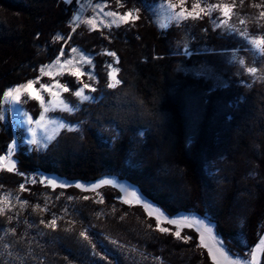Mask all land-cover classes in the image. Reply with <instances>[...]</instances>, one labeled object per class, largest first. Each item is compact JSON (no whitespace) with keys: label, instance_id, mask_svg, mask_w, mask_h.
<instances>
[{"label":"trees","instance_id":"trees-1","mask_svg":"<svg viewBox=\"0 0 264 264\" xmlns=\"http://www.w3.org/2000/svg\"><path fill=\"white\" fill-rule=\"evenodd\" d=\"M141 1L147 0H127L126 8ZM75 7V0H0V115L7 90L37 78L41 66L73 46L93 54L95 73L92 101L62 114L78 131H63L43 152L28 150L9 117L0 118V156L16 140L20 174L82 183L115 178L171 216L211 215L225 235L234 230L229 214L236 194L247 189L245 236L254 245L264 220V84L221 88L184 72L181 63L190 62L175 53L178 28L159 30L145 11L130 28L88 31L71 27ZM105 52L117 59L114 88ZM65 83L70 92L77 88L74 79ZM213 163L226 170L220 180L209 174ZM249 166L255 176H248ZM1 177L10 190L20 182L7 172ZM113 192L106 194L110 206L92 208L76 187L26 184L21 198L28 206L0 215L10 250L0 264H212L195 234L181 243L159 233L146 213ZM53 219L56 227H47Z\"/></svg>","mask_w":264,"mask_h":264},{"label":"rangeland","instance_id":"rangeland-1","mask_svg":"<svg viewBox=\"0 0 264 264\" xmlns=\"http://www.w3.org/2000/svg\"><path fill=\"white\" fill-rule=\"evenodd\" d=\"M64 1L69 3L72 0ZM75 1L76 7L70 21V25L73 29H76L79 26H83L88 31H108L110 29L123 27L130 28L136 19L134 21L130 20L129 22L124 23L118 18H115L116 23L113 24L111 21L114 18L105 16L104 13L116 12L123 14L126 11L137 9L138 12L134 13V15H138L139 12L145 11L149 14L154 25L159 30L164 31L173 26L178 28L180 38L175 43V53L181 57L184 56L190 62L187 66L181 63L180 67H184V72H187L192 76L203 77L209 82H212L214 86L221 88H225L229 85H244L248 87L253 83L264 84V56L260 55L256 50H254L253 46L249 43V39L251 37L264 36V19H258L259 13L264 11V0H243V3H241V0H235V7L233 9L231 19L224 17L221 11L217 9L207 12V14L201 13L200 18L198 19L188 18L181 20L179 23H177L175 20L169 19V17L172 15V10L168 9L167 7L169 0L141 1L139 5H133L129 8H126L127 0H120V3L123 5L122 7L118 5L117 0ZM170 2L177 5L175 11H180L181 5L179 0H170ZM194 3H197V0H185L183 7L190 11ZM199 3L207 10V6L209 4L231 5L233 4V0H199ZM97 5H99V7H97ZM255 5H261V7H255ZM101 8L103 11H101ZM196 11H199V9ZM74 17H79L80 21L93 19L96 27L93 28L87 23L74 21ZM225 20H227V26L223 23ZM241 20H245L246 23L241 24ZM205 21L211 28V33L217 38L215 42L210 37V39H208V36L206 35V31L203 27V23ZM241 33L245 34L241 35ZM72 49H77V51L73 52ZM108 53L110 52H105V54H107L109 57V64H107L106 68L107 73H109V71L112 69H117L116 57L108 55ZM82 57H84V59H82ZM85 59H90L91 63H86ZM241 59L245 61L243 66L239 64ZM57 60H59V63H54V61ZM64 61H70L71 63L65 64ZM46 65H51L52 67L50 69H45V72L42 74L41 68H43L45 65L41 66L39 70L40 75L33 79V81H37V83L33 85V88L29 90L33 98H29L27 94H22L20 102H16L11 96H4L0 115V117H2V122H5L8 116L12 123V128L20 130L22 135L21 145L25 146L28 150L36 148L42 152L45 151L47 147L52 144L63 131H78L80 129V126L77 124L65 122L62 118V114H73L80 108L82 104L91 102L93 97L92 89H94L95 82L93 54L87 53L77 46H73L66 53H60L52 62ZM109 65H111V68H109ZM247 67L257 68L258 71L256 75L253 76L249 74L245 70ZM77 69L83 73L79 77L71 74ZM116 74L117 72L114 73L115 76ZM90 76L92 78H90ZM66 78L74 79V82L77 84V88L73 92L78 89L82 90L83 95L90 97V99L83 100L81 97L73 95V92H70V90L68 91L70 92L68 95V92H65L63 88H57V83L67 86L65 83ZM41 84L51 85V91H46L40 88ZM84 84H88L90 87L84 88ZM15 87L16 86L13 88ZM52 92H58L60 99L67 102L69 107H71L73 110H66L62 104L57 102L56 97L52 95ZM37 95L43 98L44 107L49 108V111L45 113L44 121L40 125L35 123V121L40 118L41 112L43 111L41 101L35 98ZM50 101L52 103H49ZM32 106L36 107V116H34L35 112L31 111V109H33ZM28 117L33 119V123H28ZM59 123H63L65 127H58L57 125ZM30 128L35 130L36 139L39 141V145L28 143V140L32 139V133L29 132ZM47 137H52V139L49 140ZM14 142L16 147L11 157L13 160H15L14 154L16 153L18 147L16 140ZM7 153L8 150L5 155H7ZM249 167L248 176H255L253 167ZM223 171L226 173V170H223V167L220 166L219 163H213L209 166V174L211 178H217L220 180L222 178ZM0 172H7L20 180L19 184H16V188L12 190L3 187L2 183L0 184V197H3L5 194H11L9 200L4 201L3 204H0V207H3L4 204H7V207L4 209V213L2 214L5 216L20 213L23 209H25L26 206H28L26 204V206L21 207V203L24 202V200L21 198V193L26 192V184L35 182L41 183V181H44L41 184L49 185L47 183L48 180H55L57 182L56 186L53 187L49 185L50 187H58L62 189L76 187L82 191V202L90 204L92 208L95 206H104V208L110 206L108 203L109 200L107 199L108 196H106V194L110 190L114 191V194L117 192L120 194L118 200L128 206H134V208L140 209L144 214L146 213L152 219L154 225L151 228H154L156 231L164 234L165 236H172L174 240L181 243H186L182 237H190L192 234H195L198 237L200 244L197 226L195 223H193L191 227L187 226V224L184 222V218H187L188 222L203 220L206 225L213 228V235L218 241H220V245L223 246V249L227 252L230 259L244 261L246 264H251L252 250L260 242L261 238H264V220L257 228V233L255 235L257 241L254 245H250L245 236L247 210L246 200L249 196L247 189H244V191L240 190L236 194L229 214V223L233 226L234 230H231L229 233L230 235H225L219 232V228L217 229V225L214 223L211 215L198 216L196 214H177L171 216L156 203H153L147 198L142 197L135 188L124 182H120L115 178H104L102 180H108L111 181V183L102 184L99 187L93 188V185L99 184V182L102 180L95 183L68 182L64 179L39 172L28 175L20 173L18 174L17 169L14 172H9L6 169L0 170ZM173 172L174 169L172 173ZM227 172L229 173L230 171ZM176 174L178 181L181 180V175L179 172H176ZM0 179L2 180V177ZM21 184L24 185V190L20 189ZM77 184L81 185V187H77ZM124 189H128V192L126 193ZM132 191L137 192L144 201H147L155 208H158L160 211H162L164 213V217L167 219L180 221L181 223L179 226L181 229V238H177L173 234L177 229V225L167 223L165 218H161L160 227L167 228L169 231L161 232L157 227L156 215H149V211H151V209L146 211L142 204L137 203L135 198L129 194ZM0 233V255L3 254L4 258H8L10 256V253L8 254L10 250L8 251V246L5 245L4 236H9V231H7L6 228V231L4 229ZM206 242L209 244L212 243V241L207 238ZM220 245H217V247ZM202 248H204L208 253L207 248ZM210 260L211 263L214 264L211 257ZM255 264H264V247L256 250Z\"/></svg>","mask_w":264,"mask_h":264},{"label":"snow or ice","instance_id":"snow-or-ice-1","mask_svg":"<svg viewBox=\"0 0 264 264\" xmlns=\"http://www.w3.org/2000/svg\"><path fill=\"white\" fill-rule=\"evenodd\" d=\"M117 3L119 6H121V7L123 6L120 3V0H117ZM179 3L181 5L180 11H175V9L177 8V5L174 3H171L170 0H169V3L167 4L168 9L172 10V15L169 17V19L175 20L177 23H179L181 20H185L188 18L198 19V18H200L201 13L207 14V12L217 10V9H219L221 11V13L224 17L231 19V16L233 14V9L235 7V0H233V4H231V5L230 4H218V5L209 4L207 6V10H206L204 7H202L200 5L199 0H197V3H194L192 5V9L189 11L188 9L183 7V5L185 4V0H179ZM241 3H243V0H241ZM97 7H99V5H97ZM255 7H261V5H255ZM197 9H199V11H196ZM101 11H103L102 8H101ZM136 12H138L137 9H132V10L124 12L123 14L116 13V12H105L104 15L109 16V17H113L114 19L111 21V23H113V24L116 23L115 18H118L120 21L127 23L130 20L134 21L135 19L139 18L138 15H134V13H136ZM73 19H74V21L87 23V24L91 25L93 28L96 27V24H95L93 19H88L87 21H80L79 17H74ZM258 19H264V11H261L259 13ZM223 23L227 26V20L223 21ZM240 23L244 24V23H246V21L241 20ZM244 34L245 33H241V35H244ZM56 39L60 40L61 37L57 36ZM249 43L253 46L254 50H256L260 55L264 56V36L251 37L249 39ZM72 51L76 52L77 49H72ZM108 55L115 56V53H108ZM82 59H84V57H82ZM85 62L91 63V60L85 59ZM54 63H59V60L54 61ZM64 63L68 64L71 62L70 61H64ZM239 64L241 66H243L245 64V61L241 59L239 61ZM51 67H52L51 65H45L43 68H41V73L43 74L45 72V69H50ZM109 68H111V65H109ZM245 70L253 76H255L257 71H258L257 68H255V67H247ZM118 71H119V69H112L111 71H109V73H108V77H109L108 87L109 88H114V87H116L117 84L120 83V81L114 75V73H116ZM71 74L79 77L83 73H81L79 71V69H77L76 71L72 72ZM90 78H92V77L90 76ZM35 83H37V81L29 80L25 84L18 85L15 88L9 89L7 92L4 93V96L5 97L11 96L16 102H20V98H21L22 94H27L29 96V98H33L31 96V92L29 90L33 88V85ZM56 87L57 88H63V90L65 92L69 91V88L67 86L60 85L59 83H57ZM83 87L89 88L90 85L84 84ZM40 88H42L46 91H51L52 86L46 85V84H41ZM92 91H95V89H92ZM52 95L56 97L57 102L59 104H62L66 110H68V111L73 110L71 107H69L67 102L60 99L58 92H52ZM73 95H75L77 97H81L83 100L90 99V97L83 95L82 90H79V89L76 90L75 92H73ZM35 98L41 101V106L43 108V111L41 112L40 118L35 121L36 124L40 125L44 121L45 113H47L49 111V108L44 107V101H43V98L41 96L37 95ZM49 103H52V102L50 101ZM0 118H2V117H0ZM50 122H52V121H50ZM28 123L29 124L33 123V119L31 117H28ZM57 126L60 128L65 127V125L63 123H59ZM69 130H74V129H69ZM29 132L32 133V139L28 140V143L39 145V141L36 139L35 130L30 128ZM47 139L51 140L52 137H47ZM15 147H16L15 142H13L12 144H9L7 155L0 156V170L6 169L9 172L16 171V161L11 159L13 152L15 151ZM43 182L44 181H41V183H43ZM47 183L53 187H55L57 184V182L55 180H48ZM109 183H111V181L102 180L99 182V184L93 185L92 187L96 188L102 184H109ZM61 186H64V185H61ZM76 186L81 187V185H79V184H77ZM20 189L24 190L23 184L20 185ZM124 191L127 193L128 189H124ZM129 194L135 198V201L137 203L142 204L146 211L151 209V211H149V215H153V214L156 215L157 227L159 228V230L161 232H168L169 231V229H167V228L160 227L161 218H165L167 223L177 225V229H176L175 233H173V234L177 238H181V235H180L181 229L179 226L181 223L180 221L167 219L166 217H164V213L162 211H160L158 208H155L153 205H151L147 201H144L143 198L141 196H139L137 192L132 191ZM10 195L11 194L9 193V194H5L3 197H0V204H3L4 201L9 200ZM125 202H127V201H125ZM26 204H27L26 201L22 202L21 207L26 206ZM6 207H7V204H4L3 207H0V215H2L4 213V209ZM184 222L189 227H191L192 224L195 223V225L197 226V231L199 232V239H200V244L198 246L207 248L209 256L213 259L214 264H246V262H244V261L230 259L227 252L223 249V246L220 245V241H218L216 239V237L213 235V228L211 226L206 225L203 220H196L194 222H188L187 218H184ZM46 226L51 227V228H55L56 227V220L53 219V220L49 221ZM80 235L82 237H84L85 239L88 238L87 235L85 234V232H81ZM182 238L185 240V242H187L189 239H191V237H188V236H185ZM206 238L210 239L212 241V243L211 244L207 243ZM217 245H220V246L217 247ZM262 247H264V238H261L260 242L252 250L251 264H255V262H256V250L259 248H262Z\"/></svg>","mask_w":264,"mask_h":264}]
</instances>
